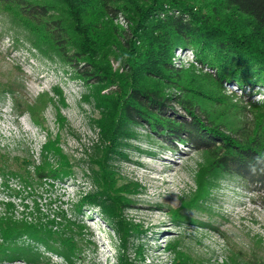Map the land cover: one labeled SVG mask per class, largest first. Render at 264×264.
Segmentation results:
<instances>
[{"label": "rangeland", "instance_id": "obj_1", "mask_svg": "<svg viewBox=\"0 0 264 264\" xmlns=\"http://www.w3.org/2000/svg\"><path fill=\"white\" fill-rule=\"evenodd\" d=\"M215 1L203 0L200 13L264 44L250 18L215 10ZM30 5L47 15L31 17ZM172 13L166 7L147 18L146 36L132 34L133 13L106 16L96 0L0 1V260L17 258L4 264H264L263 194L218 168L217 151L123 116L132 89L158 88L189 101L213 133L234 141L257 135L264 149L262 81L225 76L201 54L216 53L200 46H176L169 58L174 36L165 27L153 51L139 50ZM57 22L66 56L51 38ZM170 105L179 118H191ZM213 181L203 208H191L204 198L191 200L193 193ZM184 201L191 209H181ZM180 212L192 221H174ZM24 226L42 243L17 234Z\"/></svg>", "mask_w": 264, "mask_h": 264}, {"label": "trees", "instance_id": "obj_2", "mask_svg": "<svg viewBox=\"0 0 264 264\" xmlns=\"http://www.w3.org/2000/svg\"><path fill=\"white\" fill-rule=\"evenodd\" d=\"M16 1L20 2L21 0ZM96 1L100 9L109 17L117 16V12L120 11L133 13L135 15L134 22L137 24V27L136 29L134 28L135 31L132 34L143 32L146 36V32L150 30V27H146L143 23H145L144 21L147 18L150 20V16L157 15L158 12L160 14L166 7L168 9L175 8L178 13L165 14L164 19L159 23L161 25L157 24L156 26L161 27L148 33L149 39L147 38V41L146 39L144 40L143 46L139 48L140 51L146 50V55L153 51L156 48L154 46L155 41H158L162 37V29L165 27V30L174 36L172 45L166 47L167 49L164 47L168 52L169 58L172 57L173 50L176 46H200L202 49H208L216 53L217 58L206 55L205 53L201 54H204L203 60L211 61L218 69H224L225 76H235L238 72H241L239 75L241 76L239 77L240 79L243 78L250 81L254 78L256 80L255 82L262 81L264 84V44L257 40L254 35L246 33V31L233 26L219 17L211 18L212 16L210 15L200 13L203 11V0H159V3H156L155 6H151L153 3H149L150 0ZM217 6L222 10L229 12L235 11L238 15L250 18L257 27L264 31V0H218L213 3V8L216 10ZM199 8L200 10L198 11ZM27 12L31 17L47 15L45 8H37L31 5L28 6ZM129 21L131 22L130 18ZM61 30L62 27L57 22L50 29V33L52 40L57 43L58 48L61 50V54L66 56L68 54L66 49L67 44L64 41ZM166 71L170 72V74L177 73V70L172 69L168 65ZM148 72H150V69H148ZM84 74L91 76L95 72L87 70ZM156 74L157 71L155 72V76ZM101 82H103L101 78L94 80L96 84ZM86 98L88 97L86 96ZM171 102L177 103L184 111L189 112L191 118L189 120L179 118L176 112L172 110ZM121 107L123 116L130 122L152 125L161 128L172 139L180 140L186 138L199 149L217 151L213 157L218 168L238 176L250 185H254L256 187L255 189L264 196V149H262L261 138L257 137V135L253 139L251 138L245 141H234L228 137H220V135L216 134L217 131L213 133L207 127L208 125L206 123L204 124V121L201 122V114L189 101L182 100L173 94H166L165 91L158 88L137 87L132 89L129 99ZM58 113V120L64 121L60 112ZM124 134L131 140L138 138V132L136 130H126ZM56 141L59 143L58 139ZM119 145L127 146L128 144L124 140H121L119 141ZM113 146L115 147V144ZM58 147L59 155L63 159V165L70 166L62 149L60 146ZM119 153L118 158L126 157L123 151H119ZM202 164V162L198 163V167H201ZM216 183L218 182L213 181L208 187L199 186L198 190L193 193L190 199L194 200L202 193H204V198L201 203L193 204L191 208H203V202L210 198L212 189H214ZM131 203L132 200L126 204L131 206ZM185 205L188 204L184 201L181 209H191ZM179 210L173 211L179 212ZM173 220L180 223L192 221V219L183 216L181 212L179 217H173ZM23 233H28L30 234L29 236L34 238L33 233H30L29 228L26 226L21 227L17 234L21 235ZM140 233H142V230ZM34 240L42 243L40 238L37 239L35 237ZM178 253L183 258H190L182 250H179ZM16 259L5 254L0 260V264H4L6 261L16 262ZM185 262V259L176 260V264H185Z\"/></svg>", "mask_w": 264, "mask_h": 264}, {"label": "bare ground", "instance_id": "obj_3", "mask_svg": "<svg viewBox=\"0 0 264 264\" xmlns=\"http://www.w3.org/2000/svg\"><path fill=\"white\" fill-rule=\"evenodd\" d=\"M137 135V134H136ZM137 137V136H136Z\"/></svg>", "mask_w": 264, "mask_h": 264}]
</instances>
